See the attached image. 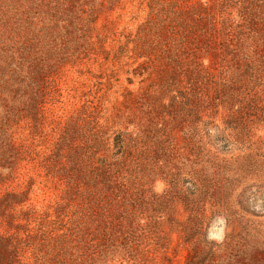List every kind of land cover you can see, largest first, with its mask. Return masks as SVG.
I'll list each match as a JSON object with an SVG mask.
<instances>
[{"label": "rangeland", "instance_id": "374dc122", "mask_svg": "<svg viewBox=\"0 0 264 264\" xmlns=\"http://www.w3.org/2000/svg\"><path fill=\"white\" fill-rule=\"evenodd\" d=\"M0 264H264V0H0Z\"/></svg>", "mask_w": 264, "mask_h": 264}]
</instances>
